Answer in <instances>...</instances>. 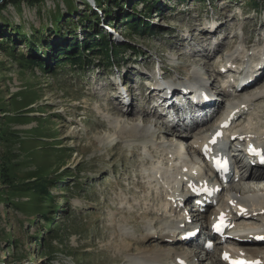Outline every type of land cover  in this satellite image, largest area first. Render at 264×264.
<instances>
[{"label": "rangeland", "instance_id": "obj_1", "mask_svg": "<svg viewBox=\"0 0 264 264\" xmlns=\"http://www.w3.org/2000/svg\"><path fill=\"white\" fill-rule=\"evenodd\" d=\"M66 1L0 0V264H130V259L151 249L187 251L196 257L199 250L187 245L161 242L158 236L143 238L153 227L158 233L162 223L169 227L170 221L162 220L166 213L162 217L141 214L145 202L150 200L154 208L160 204V189L150 197L137 185L142 180L143 186L150 187L153 153L142 151L147 148L135 141L137 136L121 131L127 120L116 114L122 106L110 101L113 78L108 75L113 73L117 79L124 74L130 81L145 74L146 79L149 68L161 60L171 78L192 81V74L193 79L209 81L208 91L212 82L221 80L218 69L226 46L242 48L239 58L264 55V0H109L102 5L96 0ZM148 7L152 10L146 18L142 14ZM58 13L63 15L59 20L54 16ZM135 13L143 18L132 17ZM127 15L132 18L126 20ZM130 22H144L145 27L131 33ZM216 24L220 28L208 41L202 35ZM239 27L243 32L236 31ZM99 33L121 47L111 67L105 66L98 49L82 54L86 59L93 57L83 69L56 59L63 51L82 50L83 41L94 40ZM216 39L225 47L214 52ZM127 44L135 49L128 50ZM263 77L264 73L256 86L242 92L246 96L264 92ZM127 99L137 114L133 120L127 118L129 125L142 127L143 103ZM250 103L252 109L237 128L253 123L264 130V95ZM176 106L180 111V105ZM12 116L16 123L8 121ZM206 123L204 127H211L214 120ZM110 136L121 137L112 144ZM190 139L181 136L179 146ZM166 141L170 142L168 137ZM34 173L45 178H30ZM43 182L56 199L45 204L53 212L47 217L37 207ZM22 184L27 185L25 194L15 196L14 190ZM203 219L197 221L203 223ZM157 220L161 225H150ZM137 239L144 241L139 245ZM218 257L214 250L206 260H196L215 264Z\"/></svg>", "mask_w": 264, "mask_h": 264}, {"label": "bare ground", "instance_id": "obj_2", "mask_svg": "<svg viewBox=\"0 0 264 264\" xmlns=\"http://www.w3.org/2000/svg\"><path fill=\"white\" fill-rule=\"evenodd\" d=\"M194 54H195V52H194ZM221 70H222V73H224L223 68H221ZM223 91L226 94H228V91L226 89H224ZM207 92H209V90ZM163 93H165L164 96L166 97V99H165L166 104H168V105H172V103L177 104L176 101L168 99V95L165 91ZM246 95H247L246 92L241 91L239 94H237L238 98H235L237 100L240 99V101H237L238 103L233 102V101H229V104H228L227 109H226V115L227 116H229L230 113H232L233 111H235L236 114H238L240 112L246 113V111L250 108V106H249V105H251L250 102L253 101V99L255 97L260 96V95H264V92L262 91L260 93H257L256 95H253V96H250L249 94H248V96H246ZM150 96H153V93H151ZM183 96H185V95H183ZM183 96H181V97H183ZM124 101H126L125 103L129 104V102H128L129 100L127 98ZM198 103H200V102L199 101L196 102V104H198ZM212 104H215V102H213L211 99H209L205 105H202L200 107L203 111L198 110L197 113H195V111H193L191 113L190 119H194V122L196 123L197 126L194 127L193 129H191L189 131V133H182V132L178 131L177 128L163 129V127L160 125V119L162 117L160 115H158L157 113H152L151 110H149V109L143 111V112H145V114H144V116H142V122H143L142 127L140 125H134V126L129 125V123H128L129 120L127 118H132V120H133V118H137V114H135L136 111H135L134 107L130 108V106H131L130 104H129V106L123 105L122 107H120L116 111V114H118L119 117H125L127 120L126 121L124 119L126 122L124 123V125H122L123 130H121L122 128L120 130L128 132L129 134H131V136H137L138 139L135 141L139 142L141 146H145V148H147L148 153H153V155H152L153 158H150L151 160L149 161L151 166H152V171L150 173V175L152 177L150 179H152V180L149 179V181H150L149 186L150 187L146 188L147 186L146 187L143 186V184L141 183L142 180H139L137 182L138 183L137 185L144 188V192L150 193V197H153L152 193H155V192L158 193L159 189H160L161 194L158 195V197H160L159 198L160 204H159V207L157 209H155V208L153 209V208H149V207H146V209L144 208V210L141 212L142 215H144L146 217L147 216H156L157 214H160V210H164V209H166L167 212L168 211H174L175 213H179L180 208H178V200H180V197H177L173 203H172V201H170V198L173 195L177 194V192H176L177 189L169 190L168 185L170 183L166 182V180H164V182L162 183L161 188H158V189H152L151 188L153 185L152 183L155 181V177L153 175V170L155 172L157 165H159L161 163L160 160L166 159V157H167L166 155L168 154V149H175L176 150L180 147L179 146V143H180L179 138L181 136L191 137V139L189 141L184 142V144H186L187 142H191V145H190L188 150H190L192 153H197V154L200 153L201 139L208 137V133H210V131L212 133L213 128H211L208 132H205V131L209 128H207L203 131L200 130L199 132L196 130L199 129L198 126H200L201 129L205 128L204 126H205V123L207 122V119H209L213 115V110H209V106ZM177 105H179V104H177ZM178 112L180 113V111H178ZM205 114H207V116ZM197 117H198V119H196ZM203 117H206V118H203ZM153 118H155V119L152 121ZM178 118L180 119V118H185V117L182 114ZM179 119L175 118L174 120L177 121ZM132 128L137 129L138 133H133L134 130ZM263 129H264V127H263ZM249 130H251V131H249ZM231 134H236L237 136L243 135L246 138H248L249 140L256 139L258 141V143H264V130H262V128L254 129V127L252 125H247L246 128L241 129L240 131H234V133H231ZM118 136H115V137L110 136L111 138H110V140H108V142L115 144V142L118 140V138L121 137V136L120 137H118ZM167 137L169 138L170 142L166 141ZM118 144L120 145V143H118ZM155 157H157V158H155ZM137 161H139V159ZM257 169L258 170L252 169V171L250 173L246 174V177H242V179H240V181H239V184H237V187L235 188V190L238 193H240V195H241L240 197H235V198H238L239 200H243V201H239L238 203L246 206L248 208V210L246 211V213L244 215L235 216L234 220L236 222V225H239L243 228H249V231L251 230V228L257 229L258 227H260L261 224H259L260 222L258 223L257 221H261V219L262 220L264 219V195L259 196V199H255V198H253L250 195H247L245 193L244 189H245L246 185L243 186L246 182H249V183L250 182L255 183V181L258 183L264 182V168H257ZM140 177L145 178V175H140ZM148 177H150V176H148ZM242 181H244V182H242ZM180 186H178L176 188L179 189ZM150 189L152 191H150ZM248 193H249V191H248ZM261 194H263V193H261ZM145 199H146V197H145ZM232 199L234 200V198H232L231 196L227 197L228 201H230ZM160 217H162V216H160ZM170 217L171 216L165 215V217L162 220H165V222L169 221ZM202 218H204V214L200 213L197 215V219L201 220ZM204 223L205 222L203 221V224ZM155 224H159V221L157 220V222H154V223L152 222L150 225H155ZM166 224L167 223H165V224L162 223V225L159 224L161 226H160V230L158 233L154 232L153 229H152V231L151 230L148 231L143 237L144 240H146V239H152L153 240V238L155 236H158L157 239L160 240L161 242H164L167 240L177 241V239L183 233H180L179 235L175 234V233L170 234L171 231H173L175 229L165 227ZM165 228H167V229H165ZM189 229L190 230L194 229V226H193V228L190 227ZM249 231H248V233H249ZM263 232H264V228H263ZM263 232L256 234L255 231H253L252 233L251 232L250 233L253 236H255V235L263 234ZM174 236H176V237H174ZM144 240L140 241L139 239H137L136 244H139V243L141 244V243H143ZM238 240H240V241L234 242V244L239 246L240 250L238 248H230L231 249L230 251H233V252L239 251L241 253L246 252L255 258H259L261 260L260 264H264V246H257L256 245L257 242L253 238H251L250 236L245 237L243 239H238ZM139 248H140V246H139ZM127 250L131 251L132 249H130L128 247ZM191 254L187 253V251H185V253H182V252H179V250H174L173 252H169L168 250L166 251L165 249H151V250L142 251L141 255L139 257L130 259V262L133 264H180V263H178V260L180 258H183V260H185L187 262V264H203V263H198L197 260L194 259L195 256H192ZM217 261H218V264H224L222 262V260L220 259V257L217 259Z\"/></svg>", "mask_w": 264, "mask_h": 264}, {"label": "trees", "instance_id": "obj_3", "mask_svg": "<svg viewBox=\"0 0 264 264\" xmlns=\"http://www.w3.org/2000/svg\"><path fill=\"white\" fill-rule=\"evenodd\" d=\"M96 1H98L102 5L104 3V1H107L108 2L109 0H96ZM115 1L116 0H110L111 3L112 2H115ZM66 2H68V0ZM68 5H69V7H72L73 6L72 3L71 4L69 3ZM133 9L135 10V6H133ZM151 10L152 9L148 7L147 12L146 13H143L142 16L147 18L148 17V14H149V12ZM103 11H105V9H103ZM94 14H97V12H95ZM104 14H105L106 17H107V15L110 17V14H108L107 11H105ZM54 16H55V19L59 20V19L62 18L63 15H61V13H58L57 15H54ZM142 16L141 15H138V13H135L134 15H132V17H138L140 20L143 18ZM86 17L87 16L84 15V18H86ZM132 17H129L127 15L126 16V20H128V18H132ZM109 19H111V18H109ZM112 19H116V18L112 17ZM109 22L111 23L110 20H109ZM130 24H131V28H130L131 29L130 30L131 33H133L132 30L141 31L140 29L142 27L143 28L145 27V23L144 22H141L139 24H137V22L136 23L135 22L134 23L130 22ZM126 26L128 27V25H126ZM107 38H108V36H106L105 34L99 33L98 36L94 40L92 39L91 41L90 40L83 41V43H82V50L79 49L80 47L77 48L79 50L78 53L76 52L77 49L75 50L74 53H68V52L63 51L62 53H59V56H57L56 59L58 60L59 58H64L63 59V62H64V60L65 61L66 60H69L70 63L73 66H75V67L78 66L79 69H83L85 65H89V63L92 62V58L93 57L91 59H86V58H83L82 54H84L85 50H87V51H93V50L98 49L97 51L99 53H101V60H103L105 66H107V68H109V67H111L112 63L115 62V59H116V51L119 48H121V47L118 48L116 46H113L111 43H109L108 41H106ZM126 46L128 47V50L130 49L132 51L133 49H135V46H133L132 44H127ZM66 55H69L71 57L68 58V56H66ZM25 117H27V115ZM8 121L10 123H12V124L13 123H16V119L13 116L12 117H9L8 118ZM9 166L14 167L15 164L9 165ZM36 174H38V173L32 174L30 178H32V179L35 178L37 180L42 179V178H45V177L37 176ZM44 182L46 183V180ZM44 182L43 183H40V189H41L40 193L42 195H38L39 196V202L37 204V207H40L39 210H41V213H43V217H47V215L53 214V212L52 211L48 212L47 209H46L47 207L45 206V204L47 205V203L49 201L52 204L53 203H56V199H54L53 196L50 197L49 191H48V186H46V184ZM26 187H27V185L22 184L20 187H18L17 189L14 190L15 191L14 195L15 196H21V195L25 194L24 193V190H25L24 188H26ZM16 190H18V192H16ZM28 192H30V191H28ZM51 207H54L53 210L55 212L56 205H52ZM53 240L50 239L49 243L52 244L54 242Z\"/></svg>", "mask_w": 264, "mask_h": 264}]
</instances>
